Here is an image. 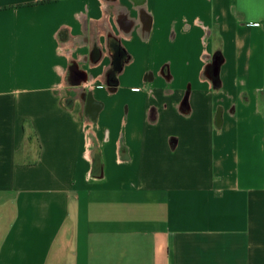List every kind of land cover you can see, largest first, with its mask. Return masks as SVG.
Instances as JSON below:
<instances>
[{
	"label": "crops",
	"instance_id": "obj_1",
	"mask_svg": "<svg viewBox=\"0 0 264 264\" xmlns=\"http://www.w3.org/2000/svg\"><path fill=\"white\" fill-rule=\"evenodd\" d=\"M0 264H264V0H0Z\"/></svg>",
	"mask_w": 264,
	"mask_h": 264
},
{
	"label": "trees",
	"instance_id": "obj_2",
	"mask_svg": "<svg viewBox=\"0 0 264 264\" xmlns=\"http://www.w3.org/2000/svg\"><path fill=\"white\" fill-rule=\"evenodd\" d=\"M122 57H123V53H121L118 50H116V52L114 54L113 69H112L111 76H110L112 85H116L117 84L116 76H117L118 72L121 69V65H122V61H123Z\"/></svg>",
	"mask_w": 264,
	"mask_h": 264
},
{
	"label": "rangeland",
	"instance_id": "obj_3",
	"mask_svg": "<svg viewBox=\"0 0 264 264\" xmlns=\"http://www.w3.org/2000/svg\"><path fill=\"white\" fill-rule=\"evenodd\" d=\"M34 146V145H33Z\"/></svg>",
	"mask_w": 264,
	"mask_h": 264
}]
</instances>
